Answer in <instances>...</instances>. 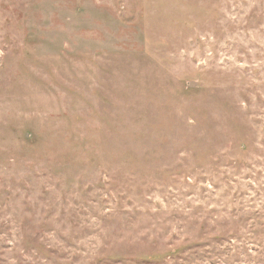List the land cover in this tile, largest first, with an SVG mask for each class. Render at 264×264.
<instances>
[{
	"label": "rangeland",
	"instance_id": "rangeland-1",
	"mask_svg": "<svg viewBox=\"0 0 264 264\" xmlns=\"http://www.w3.org/2000/svg\"><path fill=\"white\" fill-rule=\"evenodd\" d=\"M0 264H264V0H0Z\"/></svg>",
	"mask_w": 264,
	"mask_h": 264
}]
</instances>
